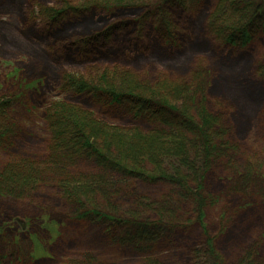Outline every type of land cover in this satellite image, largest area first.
Segmentation results:
<instances>
[{
    "label": "rangeland",
    "instance_id": "rangeland-1",
    "mask_svg": "<svg viewBox=\"0 0 264 264\" xmlns=\"http://www.w3.org/2000/svg\"><path fill=\"white\" fill-rule=\"evenodd\" d=\"M90 1L0 0V104L11 103L5 119L15 133L0 147V264H239L250 254L264 264V32L256 27L247 43L226 44V0H188L185 10L167 12L169 25L145 21L143 7L106 13L90 9ZM73 9L87 12L75 15ZM70 81L96 94H105L108 84L120 93L132 87L146 99H154L152 91L171 107L186 109L199 128L206 118L213 122V132H222L235 153L197 162L195 169H171V161L153 158L138 171L174 172L181 182L188 176L204 205L196 206L172 184L127 177L92 159L70 164L60 158L66 152L52 154L57 140L63 144L67 137L57 126L61 119L52 118L62 106L99 130L188 139L171 128L170 116L160 124L134 118L131 108L102 107L91 94L70 91ZM94 140L104 146L103 136ZM9 180L32 186L21 192ZM84 180L105 184L102 192L93 185L86 211L99 210L116 226L95 215L77 219L83 207L65 196L64 187ZM6 184L17 190L5 193ZM163 203L170 229L137 235V225L128 223L137 218H131L155 223Z\"/></svg>",
    "mask_w": 264,
    "mask_h": 264
},
{
    "label": "trees",
    "instance_id": "trees-1",
    "mask_svg": "<svg viewBox=\"0 0 264 264\" xmlns=\"http://www.w3.org/2000/svg\"><path fill=\"white\" fill-rule=\"evenodd\" d=\"M113 2L110 7H103L99 2L94 0L87 2V5L90 9L98 8L106 13L114 11L116 9L121 8H130L134 7H143L147 10V13L144 16V20L156 18V21H164L166 25H169L167 20V12L171 9H184L187 6L188 0H158L156 4L151 5L150 2H138L136 0H111ZM228 3L229 9H225L222 7V15L226 18V27L224 29V41L228 45H235L239 41L243 43H247L252 34L255 31H263L264 32V0H226ZM133 3V4H132ZM230 11V17L227 16V11ZM234 10H237L235 12ZM72 14L78 15L87 12V10H71ZM236 14H235V13ZM233 13V14H232ZM85 14V13H84ZM57 17H61L62 13H58ZM56 17V19H57ZM228 17V18H227ZM55 19V17H54ZM256 27L258 30H256ZM260 75L264 79V67L259 68ZM69 90L77 95L81 94H91L92 100L95 103L101 104V106L108 105V107L115 106L119 110L130 109L127 111L134 118L144 117L148 119L150 122L162 121L164 123H169L167 120L168 116L174 119V125L169 123L171 128L174 130H180V136H187L188 139L176 140L172 139H155L153 137L149 138H140L137 137L136 133L133 132H122L120 130L108 129L109 131L99 130L96 128L97 124L93 122H89L87 119L82 117L81 113H79L75 109L57 107L56 113L53 114L52 118L59 117L57 126H64L67 131V137L65 138L63 144H61L58 140L56 145L52 148V154H56V152H66L62 154L63 157L60 156L61 159L67 160L72 164V162H76L80 159H88L95 160L97 164L105 169H112L116 172H121L124 176H130L137 179H140L144 182H151L153 184L165 182L172 184L174 186L183 189L182 194L185 197L191 199L196 206H203L206 199L202 196L201 193L197 190H192L190 185V179L188 176L185 178H181L180 180H176L178 175L174 172H170L164 175L158 174L149 175L143 172L144 167L151 163L153 158L159 159L163 158V163L171 161V169H176L174 164H178L183 168L188 166V168H194L195 164L199 162V164L203 163L206 165L212 162V160L216 158L225 157L226 153H235L237 150L229 145V143L224 142L225 136H223L222 132L216 133L213 132V122L206 118V121L202 123L200 128L197 126V123L191 120L188 116V112L186 109H176L173 106L171 107V103H168L164 99H157L155 97V93L150 91L152 98H142L138 97L135 94V90L132 87H121V90L126 91L127 93H120L118 88H113L112 86L105 85L107 92L102 94L99 92L96 94L93 89L87 87L86 84L83 83H75L68 82L67 83ZM132 93V94H131ZM103 96L106 97V102L102 101ZM157 97H159L157 95ZM11 106L10 102H6L0 104V147H4L6 141L14 136V131L8 125L7 119H5V110H8V107ZM10 108V107H9ZM53 108V107H52ZM87 116V115H86ZM204 118V117H203ZM159 121V122H160ZM160 122V124H162ZM171 122V121H170ZM215 123V120H214ZM194 125L197 127H194ZM217 127V124L215 123ZM63 128V129H64ZM219 131L220 128H218ZM60 132V131H59ZM185 133V135L183 134ZM188 132V133H187ZM213 133L216 136H213ZM57 134V133H56ZM63 136V135H59ZM103 136L104 146L99 142H95L94 139ZM151 136H158L157 134H153ZM185 136V137H186ZM138 138V139H136ZM177 142V143H173ZM174 144L175 146H168ZM186 144H190L192 148L185 146ZM174 147V148H173ZM189 148V149H188ZM57 156V155H56ZM185 158L182 160V157ZM187 156V158H186ZM193 157L192 160H189L188 157ZM182 161V162H181ZM30 165H23L22 169L28 168ZM34 169V168H32ZM36 168L34 169V171ZM176 175V176H175ZM83 181L77 182L75 185L70 182L64 187L65 196L69 200H73L74 203L82 206V212L77 216V219H87L90 216H97L99 220L108 222L109 227L116 226L118 224L117 221L113 220L111 216L106 214H102L99 210H88L86 211V202H88V193L93 188H96V191L102 192L105 188V184H100L99 181ZM10 183L14 182L18 187V190L24 192L28 190L32 185L16 183L15 180H9ZM5 185V184H3ZM74 185V186H72ZM100 185V187H99ZM3 189L5 193H13L17 189L12 187L11 185L4 186ZM19 191V192H20ZM139 204L146 206V204L142 201ZM165 203L160 205L162 211L157 213L159 217L158 220L154 223L150 222H142L140 218L132 217L131 220L136 219L135 221L128 222L129 225H137L136 231L137 235H142L145 229L149 230H160V229H170L168 220V212L164 209ZM168 210V208H167ZM154 212V211H153ZM155 213V212H154ZM164 214V216H163ZM156 215V213H155ZM168 217V218H167ZM134 218V219H133ZM122 224V223H121ZM2 229V228H1ZM135 231L134 234L135 235ZM129 236L130 242L134 240V237ZM135 235V236H137ZM128 237V236H127ZM127 238H122V243L128 242ZM252 254L249 256H244V259L239 264H257L252 260ZM199 258V257H198Z\"/></svg>",
    "mask_w": 264,
    "mask_h": 264
}]
</instances>
